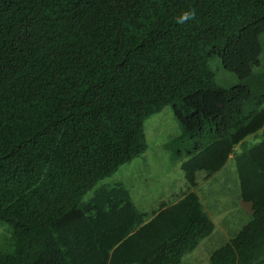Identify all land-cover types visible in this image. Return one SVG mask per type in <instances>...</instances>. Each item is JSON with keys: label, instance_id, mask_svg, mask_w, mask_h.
<instances>
[{"label": "trees", "instance_id": "1", "mask_svg": "<svg viewBox=\"0 0 264 264\" xmlns=\"http://www.w3.org/2000/svg\"><path fill=\"white\" fill-rule=\"evenodd\" d=\"M263 35L264 0H0V224L13 241L0 264H183L214 231L194 173L233 154L250 220L208 263L264 264V134L235 154L264 131ZM214 58L260 92L215 84ZM166 108L176 142L210 134L184 162L189 191L98 245L83 201L145 154L144 124Z\"/></svg>", "mask_w": 264, "mask_h": 264}, {"label": "rangeland", "instance_id": "2", "mask_svg": "<svg viewBox=\"0 0 264 264\" xmlns=\"http://www.w3.org/2000/svg\"><path fill=\"white\" fill-rule=\"evenodd\" d=\"M261 42L263 51L260 57V67L254 69V73L264 71V35L261 38ZM209 65L214 72V82L218 86L229 89L235 85L242 84L250 87L254 94L260 92L257 84L251 79L239 81L233 74L226 72L217 58L210 60ZM153 125L156 133L152 134V138L148 137V148L149 151L154 150L156 154L161 153L163 155V158L157 156L158 162L162 159L167 160L164 170L166 168L172 170L179 162H189V154H196L195 147L197 145H201L202 150H204L210 142L209 133L204 138H201L198 133L193 136L186 134L182 141L176 142L175 145L166 146V149H161V143L170 141L173 138L177 139L181 135V127L170 108L164 109L160 114L149 118L145 122L144 127L148 134L153 130ZM263 134L264 131L260 130L247 137L240 145L235 147V154L237 155L241 152L243 145L251 147L259 143L263 139ZM134 165H136L135 162H132L130 165L122 167L115 178L122 180L126 170L135 169ZM130 175L131 173H129ZM194 175L198 185L197 192L207 197L204 200V204L210 210L209 215L214 223V231L209 237L202 239L193 252L186 254L182 262L183 264H209V254L229 242L249 222L251 206L245 202L238 201L241 195V182L236 170L234 154L229 156L224 166L213 174L211 178L205 179L206 171L198 170ZM110 181L112 180L108 179L102 184ZM234 208H238L240 212L238 215L237 212L235 213ZM222 211L224 219L232 221L228 226L224 225L225 221L222 217H218L217 213ZM12 249L13 241L10 228L7 224H0V254H10Z\"/></svg>", "mask_w": 264, "mask_h": 264}, {"label": "crops", "instance_id": "3", "mask_svg": "<svg viewBox=\"0 0 264 264\" xmlns=\"http://www.w3.org/2000/svg\"><path fill=\"white\" fill-rule=\"evenodd\" d=\"M145 133L147 145L149 146L148 137L152 138V134L156 133L154 125L153 130L149 134L146 130ZM176 140L173 138L170 141L161 143V149L175 145ZM157 156L163 158L161 153L156 154L154 150L149 151V148H147L145 154L134 161L136 164L134 165L135 169L126 170L125 175L122 176V180L115 178L119 173L118 171L110 179L112 181L102 184L105 188L104 191L90 193L84 199L83 203L90 204V207L87 209V214L93 217L96 216L98 219L96 221L91 217L93 221H91V225L89 226L91 231L97 235L95 239L98 245L118 247L119 244L115 242L119 236L120 238L123 237V233L126 230L132 229V232H130L132 234L138 231L165 207L176 204L189 191L184 172V162H179L172 170L168 168L164 170L167 160L162 159L158 162ZM129 173H131L130 176ZM197 189L198 185L190 191L196 192L205 211L209 215L210 210L204 204V200L207 197L198 193ZM125 200H128L134 206L135 210H130L129 208L123 209ZM110 201L118 203V206L122 210L110 208L109 206L112 204ZM238 201H241V199ZM236 212L237 215L240 213L238 208L235 209ZM217 214L218 217H222L225 221L224 225L228 226L232 223V221L224 219L223 211ZM139 222L140 226H137ZM128 236H124V239Z\"/></svg>", "mask_w": 264, "mask_h": 264}]
</instances>
